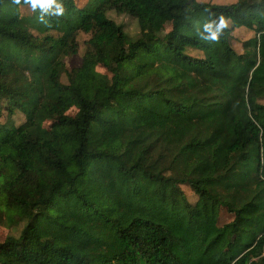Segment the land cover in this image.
Wrapping results in <instances>:
<instances>
[{"label": "trees", "instance_id": "16d2710c", "mask_svg": "<svg viewBox=\"0 0 264 264\" xmlns=\"http://www.w3.org/2000/svg\"><path fill=\"white\" fill-rule=\"evenodd\" d=\"M0 227V264H264V0H0Z\"/></svg>", "mask_w": 264, "mask_h": 264}, {"label": "rangeland", "instance_id": "374dc122", "mask_svg": "<svg viewBox=\"0 0 264 264\" xmlns=\"http://www.w3.org/2000/svg\"><path fill=\"white\" fill-rule=\"evenodd\" d=\"M200 2H205V3H213V4H232L235 3L237 0H198ZM109 16L114 19V21L122 25L124 27L125 32L130 35L132 38H137L141 30H151L154 33H157L158 35H165L171 30V20L169 17L163 15V14H157L153 16H148L144 18L141 23L139 24L137 20L127 16V15H117L115 13H110ZM140 25V26H139ZM254 33L247 28H240L236 29L233 32V37H234V42L233 46L235 50L238 53H243L242 50V43L245 41H248L249 39L253 38ZM90 39V35L81 33L78 36V41H79V51L78 54L72 57H69L65 60L66 66L68 70H71L73 68L79 67L82 63L83 56L86 51V41ZM21 56L22 61H29L31 59L30 53L27 51L25 52L24 50L19 53ZM191 55L196 56V55H201L199 52L192 51ZM99 71V70H98ZM101 71V70H100ZM62 81L64 83H67V78L66 76H63ZM23 119V118H22ZM19 117V121H22ZM49 122H43L41 123V128L43 130H48L49 129ZM14 176V171L10 167H7L5 170L4 174V181H9L13 178ZM185 190L190 202L192 204H195L198 200V197L192 193L189 187H183ZM18 230H11V234L13 235H18ZM8 232L7 229L4 227H0V242L4 241L6 239Z\"/></svg>", "mask_w": 264, "mask_h": 264}, {"label": "clouds", "instance_id": "9594fccd", "mask_svg": "<svg viewBox=\"0 0 264 264\" xmlns=\"http://www.w3.org/2000/svg\"><path fill=\"white\" fill-rule=\"evenodd\" d=\"M27 3H31L33 6L39 4L42 8H46L47 6L53 4L54 0H26ZM57 13L62 12V9L57 4L56 5Z\"/></svg>", "mask_w": 264, "mask_h": 264}]
</instances>
